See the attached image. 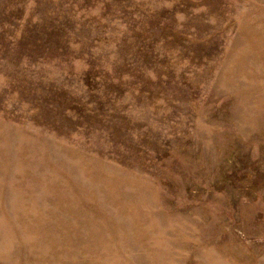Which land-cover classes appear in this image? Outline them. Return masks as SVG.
<instances>
[{"label":"rangeland","instance_id":"374dc122","mask_svg":"<svg viewBox=\"0 0 264 264\" xmlns=\"http://www.w3.org/2000/svg\"><path fill=\"white\" fill-rule=\"evenodd\" d=\"M0 264H264V0H0Z\"/></svg>","mask_w":264,"mask_h":264}]
</instances>
